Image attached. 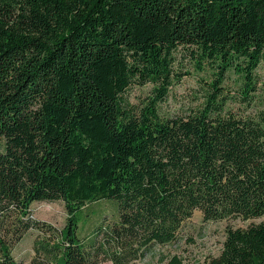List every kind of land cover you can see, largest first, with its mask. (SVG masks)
Instances as JSON below:
<instances>
[{"label":"trees","instance_id":"1","mask_svg":"<svg viewBox=\"0 0 264 264\" xmlns=\"http://www.w3.org/2000/svg\"><path fill=\"white\" fill-rule=\"evenodd\" d=\"M263 67L264 0H0V264H134L196 211L249 222L199 264H264Z\"/></svg>","mask_w":264,"mask_h":264},{"label":"rangeland","instance_id":"2","mask_svg":"<svg viewBox=\"0 0 264 264\" xmlns=\"http://www.w3.org/2000/svg\"><path fill=\"white\" fill-rule=\"evenodd\" d=\"M264 76V67L259 71ZM197 77H185L180 84L174 89V94L169 101V106L165 109L175 110L183 102H186L191 94L197 90ZM234 90V86H230ZM144 90H134L132 101L137 102L146 92ZM261 101L264 102V92L259 94ZM95 205L93 213L89 215L88 223L90 227H94L102 214L111 216L112 207L108 203ZM90 206L87 207L89 209ZM94 207V206H93ZM86 209V210H87ZM84 210V211H86ZM32 218L41 222L54 225L58 229H63L67 222V212L63 202L54 203H35L32 206ZM91 216V217H90ZM259 222V221H251ZM249 224L241 220H230L222 222H205L199 211H196L184 229L182 230L179 240L175 244L168 246H155L146 256L134 264H168L174 257L182 260L183 264H199L204 262L208 256H218L223 246L226 230L228 227H246ZM88 228V227H87ZM89 232V231H88ZM82 230L81 235H84ZM35 232H31L17 247L15 248V257L24 264H30L34 257L33 244L35 240ZM103 264H111L110 262Z\"/></svg>","mask_w":264,"mask_h":264}]
</instances>
